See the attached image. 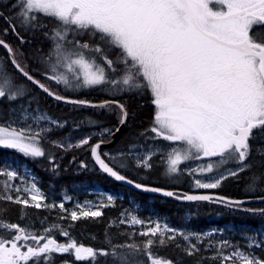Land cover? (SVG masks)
I'll return each mask as SVG.
<instances>
[{
  "label": "snow or ice",
  "instance_id": "6c2138e0",
  "mask_svg": "<svg viewBox=\"0 0 264 264\" xmlns=\"http://www.w3.org/2000/svg\"><path fill=\"white\" fill-rule=\"evenodd\" d=\"M0 52V264H264V0H0Z\"/></svg>",
  "mask_w": 264,
  "mask_h": 264
},
{
  "label": "trees",
  "instance_id": "16d2710c",
  "mask_svg": "<svg viewBox=\"0 0 264 264\" xmlns=\"http://www.w3.org/2000/svg\"><path fill=\"white\" fill-rule=\"evenodd\" d=\"M0 54H2V52H0ZM40 175H43V173H40ZM99 185H101L104 189L112 188V185L106 182H102ZM225 190L229 191L232 194H236L235 186H229ZM156 207H158L161 213L171 216L173 220L176 219L179 215H181L184 211L188 210L189 212L194 213L191 219L192 222L195 221L196 227H208L209 225L224 226L227 223H231L233 225H237V224H249L253 226L255 225L254 221L250 219H246L242 214L228 213L215 206H202L199 208L192 207L191 209H189V207L186 205L163 204L157 202ZM215 217L217 218L215 219ZM84 242L88 243L90 241L87 238H85Z\"/></svg>",
  "mask_w": 264,
  "mask_h": 264
},
{
  "label": "rangeland",
  "instance_id": "374dc122",
  "mask_svg": "<svg viewBox=\"0 0 264 264\" xmlns=\"http://www.w3.org/2000/svg\"><path fill=\"white\" fill-rule=\"evenodd\" d=\"M98 187L104 189V188H103L101 185H99V184H98ZM105 190H107V189H105ZM182 215L185 217L186 222H191L192 225H193L195 228H198V229H207V228H209V227L214 226V225H209L208 227H196V226H195V221L192 222V219H191V218H192V215H190V212H189L188 210L184 211V212L182 213ZM216 218H217V217H215V219H216ZM175 220H176V219H174L173 222H175ZM229 224H231V223H227V224H225V225H229ZM225 225H224V226H225ZM237 225H243V224H237Z\"/></svg>",
  "mask_w": 264,
  "mask_h": 264
}]
</instances>
